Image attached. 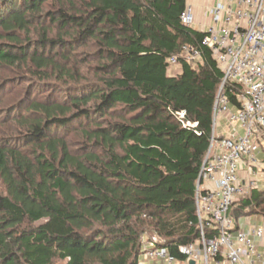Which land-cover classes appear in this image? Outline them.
I'll return each mask as SVG.
<instances>
[{"label":"trees","instance_id":"1","mask_svg":"<svg viewBox=\"0 0 264 264\" xmlns=\"http://www.w3.org/2000/svg\"><path fill=\"white\" fill-rule=\"evenodd\" d=\"M186 5L0 0V93L33 83L0 118V264H139L143 237L184 264L222 80L205 33L181 23ZM185 45L202 63L170 76ZM239 91L225 86L232 107ZM252 192L234 217L264 216V190Z\"/></svg>","mask_w":264,"mask_h":264},{"label":"built area","instance_id":"2","mask_svg":"<svg viewBox=\"0 0 264 264\" xmlns=\"http://www.w3.org/2000/svg\"><path fill=\"white\" fill-rule=\"evenodd\" d=\"M183 13L182 25L205 33L200 46L211 52L222 80L212 108L210 147L195 185L199 234L176 249L184 264H264V216L255 214L252 225L250 215H242L245 227H240V217L231 213L252 191L261 185L264 190V165L257 159L264 142V0H212L202 7L198 22L191 5H186ZM181 62L201 64L200 51L192 45L183 46L178 55L166 60L168 71ZM227 84L240 87L236 108L225 94ZM177 116L182 125H195L183 123L185 113ZM222 122L233 131L217 139L215 126ZM234 126L240 127V134ZM141 244L138 260L143 257L147 264H178L171 247L148 237H143Z\"/></svg>","mask_w":264,"mask_h":264},{"label":"rangeland","instance_id":"3","mask_svg":"<svg viewBox=\"0 0 264 264\" xmlns=\"http://www.w3.org/2000/svg\"><path fill=\"white\" fill-rule=\"evenodd\" d=\"M195 25V24H194ZM82 51V50H80ZM181 73V66L177 65V66H173L169 71L168 74L171 75H178ZM4 78H7L6 76ZM29 79V77H27ZM33 84L31 83V81H24L19 83L18 81H12L10 84H8V86L0 93V118H4V116L6 115L5 110L9 109L10 107H12L13 105H16L24 99L25 95H27V92L29 91V86ZM63 84L60 83H53L51 84V89L52 91H57L58 88H63L62 86ZM53 93V92H52ZM35 97H40L38 95V93H36V95H33L32 98ZM225 124L227 125V123L225 122ZM218 125V124H217ZM217 134L219 135L222 130L218 129L219 126H217ZM2 126H0L1 128ZM75 127V125H74ZM224 127V125H223ZM70 142H71V147L72 148H81V143H82V139L80 137V135H78L77 133L72 132L70 134ZM237 206V205H236ZM235 206V208H236ZM234 208V209H235ZM255 214H251L250 220H251V224L254 225V216ZM245 216H241L240 218H238V225L240 227H245ZM154 239H157V237H152ZM139 264H147L146 260L143 259V257L139 258Z\"/></svg>","mask_w":264,"mask_h":264},{"label":"crops","instance_id":"4","mask_svg":"<svg viewBox=\"0 0 264 264\" xmlns=\"http://www.w3.org/2000/svg\"><path fill=\"white\" fill-rule=\"evenodd\" d=\"M210 2H212V0H209ZM208 0H187V5H191L192 6V9H193V13L195 14L196 16V20L198 22L200 16H201V11H202V7L209 2ZM194 30H196L195 28H192ZM224 125V127H223ZM218 129H221L222 132L218 135L217 134V127L215 129V137L217 139H220L222 137H227L229 136L232 131H233V128H230L228 127V125H226L224 122L222 123H218ZM234 129L236 130L237 133H241V130H240V127H237V126H234ZM257 159H259V161L264 165V142L261 143L260 147H259V150H258V153H257ZM261 185V184H260ZM262 186L261 185L259 187V190L262 191ZM250 219V218H249ZM255 218H254V221L255 222Z\"/></svg>","mask_w":264,"mask_h":264},{"label":"water","instance_id":"5","mask_svg":"<svg viewBox=\"0 0 264 264\" xmlns=\"http://www.w3.org/2000/svg\"><path fill=\"white\" fill-rule=\"evenodd\" d=\"M190 264H193V263H190Z\"/></svg>","mask_w":264,"mask_h":264}]
</instances>
